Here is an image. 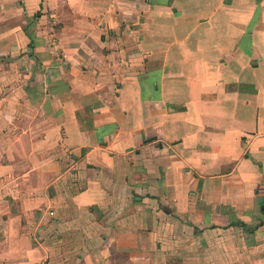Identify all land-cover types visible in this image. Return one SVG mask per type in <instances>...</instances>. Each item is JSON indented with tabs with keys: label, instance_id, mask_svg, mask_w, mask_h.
Here are the masks:
<instances>
[{
	"label": "crops",
	"instance_id": "crops-1",
	"mask_svg": "<svg viewBox=\"0 0 264 264\" xmlns=\"http://www.w3.org/2000/svg\"><path fill=\"white\" fill-rule=\"evenodd\" d=\"M0 264H264V0H0Z\"/></svg>",
	"mask_w": 264,
	"mask_h": 264
}]
</instances>
